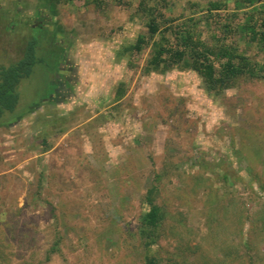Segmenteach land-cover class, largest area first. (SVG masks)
<instances>
[{
  "label": "rangeland",
  "instance_id": "rangeland-1",
  "mask_svg": "<svg viewBox=\"0 0 264 264\" xmlns=\"http://www.w3.org/2000/svg\"><path fill=\"white\" fill-rule=\"evenodd\" d=\"M165 26L237 48L260 75L146 72L153 43L174 41ZM260 34L264 0H0V65L30 39L42 60L0 121V264H264Z\"/></svg>",
  "mask_w": 264,
  "mask_h": 264
},
{
  "label": "trees",
  "instance_id": "trees-1",
  "mask_svg": "<svg viewBox=\"0 0 264 264\" xmlns=\"http://www.w3.org/2000/svg\"><path fill=\"white\" fill-rule=\"evenodd\" d=\"M242 1L243 3H254L263 0ZM211 5L212 9H219L217 4ZM146 11L151 17L147 23L148 33L150 35L159 33L161 31L160 23L156 21L155 17H152L150 8H147ZM162 30L172 33L174 41L163 35L160 41L153 43L152 56L144 68L148 73L152 71L165 72L174 67L183 66L196 72L209 87L223 86L227 80L239 75L246 74L251 77L260 75L256 64L235 47L207 45L187 28L176 32L172 30L171 26H165ZM260 35L264 40V34ZM146 43L147 40L144 37H138L135 43L128 46L127 49L135 53L140 52ZM36 46V39L28 40L19 59L7 65H0V121L18 109L20 82L27 79L35 65L42 62L37 56ZM132 65L131 63L130 66ZM216 66L219 68L218 71ZM154 191V187L147 189L145 199L149 209L142 218L140 230L141 236L145 240L144 246L147 249H150L153 244V231L161 220L160 208L153 199ZM145 264H157L156 258L147 253Z\"/></svg>",
  "mask_w": 264,
  "mask_h": 264
}]
</instances>
